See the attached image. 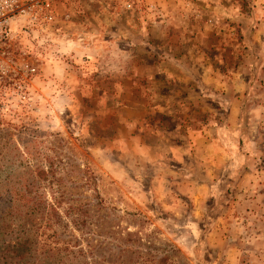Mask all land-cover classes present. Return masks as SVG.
I'll return each mask as SVG.
<instances>
[{
    "label": "rangeland",
    "instance_id": "1",
    "mask_svg": "<svg viewBox=\"0 0 264 264\" xmlns=\"http://www.w3.org/2000/svg\"><path fill=\"white\" fill-rule=\"evenodd\" d=\"M46 1L0 43V264L36 263L47 159L81 204L91 169L102 233L264 264V0Z\"/></svg>",
    "mask_w": 264,
    "mask_h": 264
},
{
    "label": "trees",
    "instance_id": "2",
    "mask_svg": "<svg viewBox=\"0 0 264 264\" xmlns=\"http://www.w3.org/2000/svg\"><path fill=\"white\" fill-rule=\"evenodd\" d=\"M46 164L35 168L33 178L25 185V194L21 195L24 203H32L43 224L39 239L33 243L35 264H175L172 257L178 250L172 245L150 248L134 233H126L123 239L108 231L102 233L107 222L101 223L99 216L92 217L90 208L109 209L102 204L94 187V175L86 165L78 173V186L92 195L90 201L83 198L81 204L78 196L67 197L68 191L61 188L63 179L56 175L49 159ZM44 189L49 190V201L41 193ZM31 190L33 198L29 197ZM44 229H51V233L44 235Z\"/></svg>",
    "mask_w": 264,
    "mask_h": 264
},
{
    "label": "built area",
    "instance_id": "3",
    "mask_svg": "<svg viewBox=\"0 0 264 264\" xmlns=\"http://www.w3.org/2000/svg\"><path fill=\"white\" fill-rule=\"evenodd\" d=\"M49 8L46 0H0V43L10 37L12 28L19 23L42 24L43 19L50 20Z\"/></svg>",
    "mask_w": 264,
    "mask_h": 264
}]
</instances>
